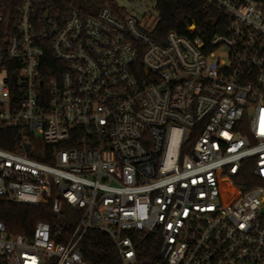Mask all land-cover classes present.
Returning a JSON list of instances; mask_svg holds the SVG:
<instances>
[{"label":"built area","instance_id":"built-area-1","mask_svg":"<svg viewBox=\"0 0 264 264\" xmlns=\"http://www.w3.org/2000/svg\"><path fill=\"white\" fill-rule=\"evenodd\" d=\"M207 1L229 19L208 43L194 25L156 41L158 15L119 4L0 0V198L81 214L65 243L0 221V264H88L90 228L121 264L148 236L165 264H264V0Z\"/></svg>","mask_w":264,"mask_h":264},{"label":"trees","instance_id":"trees-1","mask_svg":"<svg viewBox=\"0 0 264 264\" xmlns=\"http://www.w3.org/2000/svg\"><path fill=\"white\" fill-rule=\"evenodd\" d=\"M3 1L6 5L11 3V0ZM67 3L85 14H96L103 8H109L119 19L124 20L128 16L126 10L120 8L116 0H100L99 7L93 12L81 7L78 0H67ZM156 11L158 21L150 33L156 41L164 40L170 31L189 36L191 31L188 27L194 25L193 35L201 37L208 43L214 34L225 32L229 22L228 15L207 0H157ZM0 146L13 149L12 144L5 142H0ZM62 146L69 147L74 144L68 142ZM257 183L247 173L233 178L225 188L234 197L248 186ZM80 216L78 210L72 209L66 203L63 204L61 213L56 214L52 210L51 203L32 206L0 198V221L5 224V231L9 236L31 237L36 225L46 222L52 229V238L57 243H65L72 235ZM59 231L60 234H58ZM159 242L157 236L140 239L135 264H165L159 254ZM79 246L88 264H121L114 242L102 230L88 229Z\"/></svg>","mask_w":264,"mask_h":264},{"label":"rangeland","instance_id":"rangeland-1","mask_svg":"<svg viewBox=\"0 0 264 264\" xmlns=\"http://www.w3.org/2000/svg\"><path fill=\"white\" fill-rule=\"evenodd\" d=\"M79 5L90 12L95 11L99 7L100 0H78ZM117 3L126 8L132 15L141 17L146 12L152 14V17L157 15L156 1L157 0H116Z\"/></svg>","mask_w":264,"mask_h":264},{"label":"water","instance_id":"water-1","mask_svg":"<svg viewBox=\"0 0 264 264\" xmlns=\"http://www.w3.org/2000/svg\"><path fill=\"white\" fill-rule=\"evenodd\" d=\"M164 45H165V43H164Z\"/></svg>","mask_w":264,"mask_h":264}]
</instances>
